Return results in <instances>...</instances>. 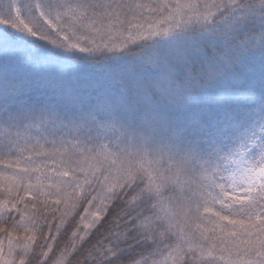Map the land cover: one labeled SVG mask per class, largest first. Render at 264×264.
I'll return each instance as SVG.
<instances>
[{
  "label": "snow or ice",
  "instance_id": "1",
  "mask_svg": "<svg viewBox=\"0 0 264 264\" xmlns=\"http://www.w3.org/2000/svg\"><path fill=\"white\" fill-rule=\"evenodd\" d=\"M0 264H264V0H0Z\"/></svg>",
  "mask_w": 264,
  "mask_h": 264
}]
</instances>
